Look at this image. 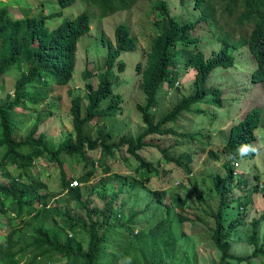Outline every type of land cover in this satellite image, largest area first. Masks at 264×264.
Masks as SVG:
<instances>
[{
	"label": "trees",
	"instance_id": "trees-1",
	"mask_svg": "<svg viewBox=\"0 0 264 264\" xmlns=\"http://www.w3.org/2000/svg\"><path fill=\"white\" fill-rule=\"evenodd\" d=\"M73 1L57 0V3L64 7ZM86 1L95 6L99 15L104 17L117 10L130 9L136 0ZM147 1L149 11L157 13L158 16L154 24L161 28L151 38L147 51L143 54L144 61H137L133 67L136 75H139L138 87L147 99L143 105H136L144 126L133 137L120 136L116 143H107L109 132L95 138H90L85 133L93 117L111 116L115 113L116 103L120 99L116 94H112L113 80L109 76L114 70H123L125 62L120 55L136 48V40L128 26L118 23L113 28L112 42L101 35L102 44L106 46L103 56L105 70L100 75L96 87L86 84L83 95L75 94L69 98L67 114L70 116L71 131L54 149L46 144L43 132L32 138L40 123L49 116L47 111L41 114L37 113L36 109L32 110L35 116L29 124L28 134L20 139H15L12 135L16 125L9 111L16 106H22L23 102L37 103L43 100L53 84L64 85L71 79L76 42L89 31L90 17L85 11H80L49 30L45 27L44 20L51 16L50 14L11 18L7 9L0 7V76L16 63L17 66L19 63L25 65L23 72L13 82L12 96L0 102V176L7 179L6 183L0 182V211L4 213L8 207L11 214L5 220L9 230L0 241V264H34L40 261L47 264L57 260V256L63 259L62 264H117V258L124 263L130 258L131 264H199L193 250L188 248L190 246L184 247L180 243L183 242V233L174 232L184 221L197 222L206 228L208 241L216 253L215 261L210 264H256L264 259V241L261 238L264 235V224L260 223L264 217V207L258 218L249 221V232L245 236H234L236 240L245 242L249 252L237 255L231 249L230 241L231 233L244 219V214L238 213V206L246 204L244 196H233V188L244 181L236 178L231 163L238 158L239 146L255 138V129L260 121L259 109H250L236 123L230 125L220 154L212 150L206 152L210 158L219 161L221 170V173H208L213 198L193 190L192 194L186 196V203V198L178 192L170 193L168 202H163L168 190H145L144 183L148 182L151 175H157V166L137 152L145 145L146 136L162 131L174 133L172 129L164 130L163 126L177 119L180 113L193 108L192 104L205 95L204 81L215 67L227 69L232 66V50L240 46L247 47L255 64L250 81L264 85V0H190L192 11L185 19L172 17L165 0ZM221 19H224L223 23L220 22ZM200 22L213 29L208 35L220 45L209 57H204L199 48V36L194 35ZM224 25L228 28H224ZM234 30L241 31L235 39ZM188 45L192 48L188 49ZM179 64L183 69L190 66L195 70L192 81L194 89L188 95H181L154 122L149 111L150 105L154 104L156 94L162 87L169 89L177 84L174 82ZM84 76H90V73L85 70ZM32 86L44 89L32 90ZM210 95V102L218 105V90L210 89ZM104 98H108V101H104L106 107L101 108L99 105ZM188 135L200 137L199 132ZM120 145H125L126 151L141 168L139 176H142L143 181L132 178L127 182L128 187L131 189L138 185L142 192L163 206V215H158L159 218L152 225L140 227L134 232L132 214L120 221L124 210L123 200L115 208L110 201L99 207L93 204L91 199L97 182L87 184L93 167L85 156V150L99 146L104 155L111 153L112 147ZM60 152L82 160L85 169L76 177L68 178L60 167L58 178L61 189L59 193L52 194L37 176L27 175V170L34 159L45 155L60 165ZM170 161L187 171V154H183L182 158L165 155L164 162ZM7 166H13L17 173L10 174ZM135 170L137 171V167ZM22 176L26 179L23 180ZM126 177L122 179L114 175V178L122 179V184L125 183ZM76 178L82 184L69 186L70 180ZM233 178L236 181H233ZM100 180L101 178L97 181ZM193 187L196 189L195 183ZM3 198L8 200L4 210L1 208ZM98 198L104 199L103 194L98 195ZM212 199L214 200L211 201ZM52 201L59 202L63 208L57 205L49 206ZM172 202L176 203L177 208L172 206ZM70 203L71 208L82 209V214L76 215L74 211L67 210L66 207ZM51 208L59 216L60 223H66L68 232L63 226L56 225L54 218L49 214ZM187 209L190 210L191 217L185 214ZM46 215L53 221L50 227L43 224ZM36 218H39V221L30 227V222ZM115 224H119L130 235L129 242H121L118 247L109 232ZM23 225L25 226L22 229ZM76 233L86 234L85 246L74 239ZM20 241H23V244L20 245ZM24 252L30 256L22 262L20 258Z\"/></svg>",
	"mask_w": 264,
	"mask_h": 264
},
{
	"label": "rangeland",
	"instance_id": "rangeland-1",
	"mask_svg": "<svg viewBox=\"0 0 264 264\" xmlns=\"http://www.w3.org/2000/svg\"><path fill=\"white\" fill-rule=\"evenodd\" d=\"M165 1L172 17L185 19L190 16L192 11L190 0ZM0 7H5L11 18L24 15L40 16L50 14L51 16L44 20V25L49 30L64 19L72 18L80 11H85L90 17L89 31L80 36L76 42L74 69L71 79L64 85L53 84L43 100L37 103L23 102L21 107L9 111L10 117L15 121L16 127L13 134L16 138L26 134L28 125L35 116L32 110L36 109L37 113L40 112L41 114H45L44 112L47 111L49 116L40 123L36 132L32 134V138H36L39 132H43L46 144L51 149L56 148L57 144L63 141L66 134L71 131L70 116L67 114L69 98L75 94L83 95L86 91V84L96 87L100 75L105 70L103 56L106 46L102 44L101 35L112 42L113 27L118 23H124L128 26L130 33L136 40V48L132 52H123L120 55L125 62L123 70L120 72L114 70L109 76L113 80L112 94H116L120 99L116 103L115 113L111 116L98 115L93 117L88 123L85 133L90 138H95L97 135L109 132L110 137L107 139V143H116L120 136L133 137L141 130L144 124L136 105H143L144 102H147V99L138 87L139 75H136L133 67L137 61H144L143 54L147 51L151 38L161 28L158 24H154L158 16L157 13L149 11L147 0H137L130 9L117 10V12L105 17H100L97 8L86 0H74L70 5L64 7H60L57 0H0ZM220 22L223 23L224 19H221ZM224 28L228 27L224 25ZM211 30L213 29L207 28L203 22L197 24L195 29L194 35L199 36V48L204 57H209L220 48L219 43L212 40L208 35ZM233 32H235L234 39L241 33L239 30ZM187 48L191 49L192 47L188 45ZM232 55L233 64L231 67L223 69L218 66L207 75L204 81L206 93L196 103L192 104L191 107L193 108L180 113L177 119L163 126L164 130L172 129L174 133L162 131L146 136L144 138L145 145L137 152L145 160L157 166V175H151L148 182L144 184L145 190H168L163 197V202H168L170 193L178 192L183 198H186V203L188 201L186 196L192 194L193 190L213 198L208 173L212 171L221 173V170L219 161L210 158L206 152L212 150L220 154L230 125L236 123L250 109H259L260 121L255 129V138L249 143L239 146L237 150L238 158L231 163L236 178L244 181L241 185L238 184L233 188V196H244L246 202L242 207L238 206V213L242 212L244 219L242 224L231 233V249L237 255H245L250 249L247 248L244 241H238L234 236H245L249 232V221L258 218L264 207V85L250 81L254 61L246 46H240L232 50ZM176 59L179 61V57ZM24 69V64L19 63L17 66L16 63L0 76V102L6 100L7 96L11 94L14 79ZM176 69L178 75L174 83L177 84L169 89L162 87L163 89L156 94L154 104L150 105L149 111L154 122L181 95H188L194 89L192 81L195 70L193 67L186 66L183 69L179 64ZM85 70L90 73V76H84ZM212 88L218 90V105L210 102V89ZM31 89L43 90L44 87L32 86ZM81 101L84 103L83 100ZM104 101H108V98H104L99 107H106ZM194 132H199L200 137L195 138L188 135ZM207 135H210V137L208 138ZM250 150H253V152H250ZM183 154L188 155L187 171L174 162H164L165 155L182 158ZM85 156L93 167L92 176L87 184L97 182L94 194L91 195L93 204L101 207L106 201H110L113 208H115L123 200L124 210L122 218L120 216V221L132 214L133 232L140 227L152 225L159 216L163 215V211L161 213L162 204L158 205L150 195L142 192L138 185L131 189L128 187L127 182L132 178L139 181L143 180L142 176H139L141 168L137 166L138 162L126 151L125 145L112 147L111 153H105L104 155H102L100 147L96 146L91 150L86 149ZM58 159L60 165L46 155L36 158L27 170V175L37 176L45 183L46 189L52 194L59 193L61 189L58 178L60 167L68 178L76 177L85 169L83 161L73 155L60 152ZM136 167L137 171L135 170ZM6 169L13 175L17 171L13 166H7ZM114 175L122 179L127 176L125 183L122 184V179L114 178ZM99 178L101 180L97 181ZM22 179L25 180L26 178L22 176ZM233 181L236 180L233 178ZM0 182H5L1 176ZM193 183L196 184V189H194ZM81 184L77 181V185ZM101 193L104 196L102 200L98 198ZM7 203L8 200L3 199L4 207L7 206ZM146 203L147 205H145ZM54 205L63 208L59 202L54 203L53 201L49 206ZM172 206L177 208L174 202H172ZM66 209L74 211L76 215L82 214V209L78 207L71 208V203ZM49 214L54 218L56 225L63 226L68 232L66 223H60L59 216L54 213L53 208L49 210ZM185 214L189 217L192 216L188 209ZM10 215L8 207L4 213L0 211V241L5 238V233L9 230L5 220ZM38 221L39 218L32 220L29 226H34ZM260 223L264 224V217ZM43 224L46 227L53 225L49 215L45 216ZM24 226L21 228L23 229ZM109 232L116 247L121 242L127 243L130 240L129 233L119 224L113 225ZM174 232L183 233V236H181L183 242L180 243L184 247L185 245L190 246L188 248L193 250L199 264H210L215 261V250L208 241V232L202 224L184 221L175 228ZM262 232L264 233V230ZM261 238L264 241V235ZM74 239L79 240L82 246H85L86 234L76 233ZM19 244H23V241H20ZM29 256V253L24 252L20 260L24 262L28 260ZM62 263L63 259L57 256V260L47 264ZM116 263L126 264L120 258H117ZM34 264H43V262H35ZM256 264H264V259Z\"/></svg>",
	"mask_w": 264,
	"mask_h": 264
},
{
	"label": "clouds",
	"instance_id": "clouds-1",
	"mask_svg": "<svg viewBox=\"0 0 264 264\" xmlns=\"http://www.w3.org/2000/svg\"><path fill=\"white\" fill-rule=\"evenodd\" d=\"M136 1H137V0H136ZM136 1H135V2H136ZM114 12H117V11H114ZM114 12H112V13H114ZM112 13H111V14H112ZM98 14H99V13H98ZM108 15H109V14H108ZM99 16H100V15H99ZM106 16H107V15H106ZM100 17H101V16H100ZM104 17H105V16H104ZM113 28H114V27H113ZM253 61H254V60H253ZM254 66H255V64H254ZM15 79H16V78H15ZM15 79H14V80H15ZM13 82H14V81H13ZM12 94H13V88H12L11 94L8 95L7 98H8V97H11ZM18 107H21V106H16L14 109H16V108H18ZM244 115H245V114H244ZM244 115H243V116H244ZM15 127H16V126H15ZM28 127H29V125H28ZM14 130H15V128H13V133H14ZM36 130H37V129H36ZM35 132H36V131H35ZM35 132H34V133H35ZM13 133H12V135H13V137H14L15 139H20V138H22L24 135L28 134V129H27L26 134H24L23 136H18L19 138H16V137L14 136ZM16 170H17V169H16ZM16 173H17V171H16ZM8 174H9V173H8ZM71 180H72V179H71ZM71 180H70V181H71ZM6 181H7V179L5 178V182H4V183H6ZM68 185H69V183H68ZM76 185H77V184H73V185H69V186H76ZM0 195H1V193H0ZM3 199H5V198H3ZM3 199H2V201H1V206H2V208L4 209L5 207H4L3 204H2V203H3ZM9 213H10V212H9ZM5 234H6V233H5ZM1 241H2V240H1ZM126 264H131V260H130V258L128 259V261L126 262Z\"/></svg>",
	"mask_w": 264,
	"mask_h": 264
},
{
	"label": "built area",
	"instance_id": "built-area-1",
	"mask_svg": "<svg viewBox=\"0 0 264 264\" xmlns=\"http://www.w3.org/2000/svg\"><path fill=\"white\" fill-rule=\"evenodd\" d=\"M73 184H77V180H76V179H72V180L69 182V185H73Z\"/></svg>",
	"mask_w": 264,
	"mask_h": 264
},
{
	"label": "crops",
	"instance_id": "crops-1",
	"mask_svg": "<svg viewBox=\"0 0 264 264\" xmlns=\"http://www.w3.org/2000/svg\"><path fill=\"white\" fill-rule=\"evenodd\" d=\"M15 169V168H14ZM10 174H11V172H9ZM1 178H3L4 180H5V177H1Z\"/></svg>",
	"mask_w": 264,
	"mask_h": 264
}]
</instances>
